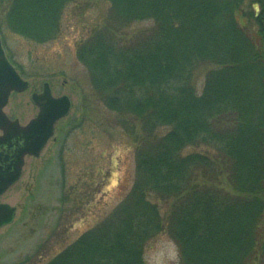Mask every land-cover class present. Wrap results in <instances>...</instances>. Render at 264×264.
I'll return each mask as SVG.
<instances>
[{
  "label": "trees",
  "instance_id": "trees-1",
  "mask_svg": "<svg viewBox=\"0 0 264 264\" xmlns=\"http://www.w3.org/2000/svg\"><path fill=\"white\" fill-rule=\"evenodd\" d=\"M73 1L12 0L9 27L48 42ZM108 1V21L78 58L126 130L141 129L137 179L107 220L48 264H145L161 234L180 264H263L264 0L248 12L244 0ZM138 22L151 27L121 42L117 23Z\"/></svg>",
  "mask_w": 264,
  "mask_h": 264
},
{
  "label": "rangeland",
  "instance_id": "rangeland-1",
  "mask_svg": "<svg viewBox=\"0 0 264 264\" xmlns=\"http://www.w3.org/2000/svg\"><path fill=\"white\" fill-rule=\"evenodd\" d=\"M11 1L0 0V33L9 60L30 89L13 93L5 113L22 125L36 118L39 108L31 97L46 82L56 97L68 95L73 108L41 156L27 157L21 179L0 197V204L17 207L15 221L0 229V264H48L107 220L132 192L142 132L138 125L126 130L129 120L101 100L78 58L80 45L108 21L110 2L74 0L63 11L56 37L36 43L10 29ZM252 3L244 0L242 10L248 12ZM120 25L121 42L137 39L151 27L150 22ZM208 70L203 66L196 72L199 91ZM221 184L232 191L225 180ZM144 259L145 264H180L179 248L161 234L148 244Z\"/></svg>",
  "mask_w": 264,
  "mask_h": 264
},
{
  "label": "water",
  "instance_id": "water-1",
  "mask_svg": "<svg viewBox=\"0 0 264 264\" xmlns=\"http://www.w3.org/2000/svg\"><path fill=\"white\" fill-rule=\"evenodd\" d=\"M0 38V128L4 131V141L14 134L22 145H8L9 153L0 165V196L21 179L27 156L40 157L55 134L57 123L67 117L72 110L69 96L55 97L49 82L44 84L41 93H33L32 101L39 108L38 116L26 126L19 120H11L4 109L12 92H25L30 83L24 79L14 65L6 59ZM17 208L9 204H0V229L12 224Z\"/></svg>",
  "mask_w": 264,
  "mask_h": 264
},
{
  "label": "flooded vegetation",
  "instance_id": "flooded-vegetation-1",
  "mask_svg": "<svg viewBox=\"0 0 264 264\" xmlns=\"http://www.w3.org/2000/svg\"><path fill=\"white\" fill-rule=\"evenodd\" d=\"M1 35V33H0ZM1 38V37H0ZM2 40V39H1ZM3 43V42H2ZM3 50L5 52V57L7 60H9L8 56H7V50L5 48L4 45H2ZM15 93V92H14ZM13 94V93H12ZM10 119H12L11 117H9ZM12 120H16V119H12ZM21 124V123H20ZM22 125V124H21ZM3 137H5V133L4 131L0 128V165L4 163L5 160V156L7 155V153H9V147L8 145H22V142H18L17 138L15 137L14 134H11L10 136V140L4 141ZM27 157H31V156H27ZM26 157V158H27ZM17 183V182H16ZM15 183V184H16ZM4 195V194H3ZM2 196V195H1ZM0 196V197H1Z\"/></svg>",
  "mask_w": 264,
  "mask_h": 264
}]
</instances>
